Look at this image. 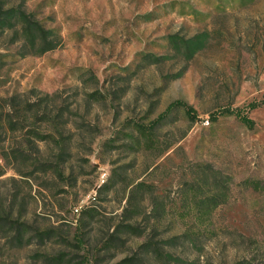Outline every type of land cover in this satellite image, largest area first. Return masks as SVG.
Instances as JSON below:
<instances>
[{
    "label": "rangeland",
    "instance_id": "1",
    "mask_svg": "<svg viewBox=\"0 0 264 264\" xmlns=\"http://www.w3.org/2000/svg\"><path fill=\"white\" fill-rule=\"evenodd\" d=\"M8 9L48 41L0 26V264H264V0Z\"/></svg>",
    "mask_w": 264,
    "mask_h": 264
},
{
    "label": "trees",
    "instance_id": "2",
    "mask_svg": "<svg viewBox=\"0 0 264 264\" xmlns=\"http://www.w3.org/2000/svg\"><path fill=\"white\" fill-rule=\"evenodd\" d=\"M16 18H20L17 21V24L13 22ZM8 25L11 27H17L18 28L17 31H20L23 33V38L26 40H31L33 45H36V42H38V39H41L40 43H42V45L47 44L48 33L43 32L45 36L44 38H40L37 35V32L39 31L41 32V29H38L40 28L39 25L36 24V22L32 21L30 15L24 10L22 12H19V11L17 12V11H14V9H8L5 14L0 15V26L2 28H6L8 27ZM56 42H58V38H56L55 40H52L49 45L43 48L42 51H47V50L55 48L57 46ZM177 106L185 107L186 113L191 120H194L197 118L198 112L192 105H190L189 103L185 101L177 100L173 102L167 108V110L159 116L157 121H159L161 118H164L169 112H171ZM258 106L259 104L257 102H252L249 104L250 109H255ZM222 113L235 114L245 125H247L250 128H254L256 125L255 120L249 116L248 112L244 108L238 107L234 109H226L222 111Z\"/></svg>",
    "mask_w": 264,
    "mask_h": 264
}]
</instances>
